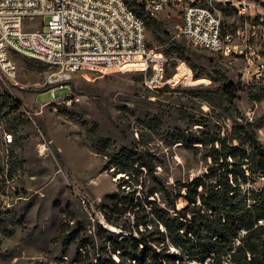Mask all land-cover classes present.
<instances>
[{
  "label": "rangeland",
  "instance_id": "rangeland-1",
  "mask_svg": "<svg viewBox=\"0 0 264 264\" xmlns=\"http://www.w3.org/2000/svg\"><path fill=\"white\" fill-rule=\"evenodd\" d=\"M215 2L223 31L243 22L234 10ZM157 20L160 28L147 23L148 44L163 51L170 64L180 55L167 52L184 47L181 58L201 74L202 83L150 89L139 71L107 75L85 71L72 79V89L58 88L54 99L45 85L49 66L14 55L17 79L0 78V264H87L94 256L92 245L65 243L60 236L65 232L93 237L98 247L99 225L127 233L121 227L125 224L134 236L142 231L155 242L161 237L162 226L144 208L115 213L120 226L104 217L106 195L135 189L139 193L147 171L142 173L137 164L130 167L133 158L123 152L97 151L93 142L98 137L111 138L118 150L121 145L135 147L136 156L152 161L167 183L187 181L206 171L207 147L188 148L171 133L192 127L227 135L234 110L206 91L227 87L264 144V79L251 80L242 58L224 57L190 42L180 29L179 5L165 6ZM71 90L72 98L62 101ZM199 120L207 125L195 124ZM185 204L180 200V207ZM134 221L147 225L138 229Z\"/></svg>",
  "mask_w": 264,
  "mask_h": 264
},
{
  "label": "trees",
  "instance_id": "trees-1",
  "mask_svg": "<svg viewBox=\"0 0 264 264\" xmlns=\"http://www.w3.org/2000/svg\"><path fill=\"white\" fill-rule=\"evenodd\" d=\"M127 1L146 23L155 24L156 28L162 26L144 3ZM173 49L167 53L177 51L179 58L185 57L184 47L177 45ZM195 76L199 78L201 74L195 72ZM206 91L231 104V130L223 135L221 130L186 127L171 133L188 148L198 150L199 144L207 147L210 162L206 171L187 181L167 183L152 161L136 156L133 146L121 145L118 150L114 140L103 137L93 142L97 151L123 152L122 155L133 158L130 167L137 164L142 173L147 171L139 193L135 189L106 195V220L120 226L114 219L115 213L144 208L162 229L155 242L140 230L141 236H134L125 224L121 227L127 233L99 225L98 247L93 237L89 240L75 233L65 236L63 232L60 238L65 243L92 245L94 256L87 264H190L194 260L205 264H264V144L253 123L242 116L229 88ZM195 124L207 125L203 120ZM258 179L260 186L256 185ZM182 199L186 204L180 207ZM134 223L138 229L142 223L147 225ZM171 245L175 250H171Z\"/></svg>",
  "mask_w": 264,
  "mask_h": 264
},
{
  "label": "built area",
  "instance_id": "built-area-1",
  "mask_svg": "<svg viewBox=\"0 0 264 264\" xmlns=\"http://www.w3.org/2000/svg\"><path fill=\"white\" fill-rule=\"evenodd\" d=\"M159 18L168 5L181 7V32L193 44L228 58H242L250 79H264V0H138ZM241 24L223 31L221 9ZM40 18V23L33 20ZM47 19V20H45ZM148 26L127 0H0V78L16 80L14 55L47 64L45 85L57 99L79 72L107 75L139 71L150 89L202 83L190 63L148 44ZM71 94L62 97L69 101ZM49 102V101H47ZM11 135L9 136V138Z\"/></svg>",
  "mask_w": 264,
  "mask_h": 264
},
{
  "label": "water",
  "instance_id": "water-1",
  "mask_svg": "<svg viewBox=\"0 0 264 264\" xmlns=\"http://www.w3.org/2000/svg\"><path fill=\"white\" fill-rule=\"evenodd\" d=\"M110 229H113V228H110ZM113 230H115V229H113Z\"/></svg>",
  "mask_w": 264,
  "mask_h": 264
}]
</instances>
